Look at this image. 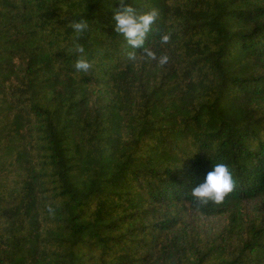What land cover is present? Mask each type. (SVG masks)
<instances>
[{"label": "trees", "instance_id": "obj_1", "mask_svg": "<svg viewBox=\"0 0 264 264\" xmlns=\"http://www.w3.org/2000/svg\"><path fill=\"white\" fill-rule=\"evenodd\" d=\"M125 2L156 59L120 0H0V264H264V0Z\"/></svg>", "mask_w": 264, "mask_h": 264}, {"label": "clouds", "instance_id": "obj_2", "mask_svg": "<svg viewBox=\"0 0 264 264\" xmlns=\"http://www.w3.org/2000/svg\"><path fill=\"white\" fill-rule=\"evenodd\" d=\"M120 5L121 10H113L114 32L123 36L133 49H142V54L146 59H156L155 53L144 47L146 35L157 17L156 10L137 15L125 0H120ZM69 27L72 29L74 40H78L88 31L89 24L87 20L79 19L71 22ZM168 41L167 34L160 35L162 44H167ZM74 51L84 53V48L80 44L74 43ZM130 59H135V57L130 56ZM168 59L167 55H161L158 64L165 65ZM89 68L90 63L84 56H80L74 63V69L78 73H86ZM232 189L233 177L228 166L223 163H215L211 164V169L205 173L202 182L191 188L188 194L194 202L201 205L210 202L220 204Z\"/></svg>", "mask_w": 264, "mask_h": 264}]
</instances>
